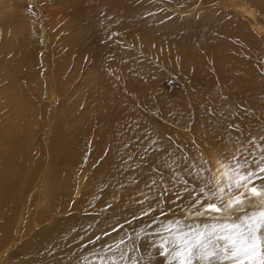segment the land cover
<instances>
[{
	"label": "bare ground",
	"instance_id": "obj_1",
	"mask_svg": "<svg viewBox=\"0 0 264 264\" xmlns=\"http://www.w3.org/2000/svg\"><path fill=\"white\" fill-rule=\"evenodd\" d=\"M55 1L0 0L1 55L24 49L17 70L45 75L46 85L36 87L42 99L47 85L56 84L55 73L46 77L47 62L70 60L72 46L78 52L100 47L95 55L103 57L100 45L123 33L147 65L120 63L127 76L121 87L132 97H114L112 76L92 82L91 95L97 89L92 101L100 93L106 100L91 103L77 122L74 141L67 146L51 141L53 151L41 174L40 164H29L23 146L10 136L0 164V264H158L161 235L169 234L163 227L176 219L172 212L181 219H202L192 216L196 209L178 210L189 203L183 189L198 190L208 179L223 187L231 173L221 161L234 163L233 156L245 149L264 155V0H83L86 17L91 11L100 17L60 43L48 34H65L71 17L39 3ZM193 1L204 7L184 15L200 21L177 25ZM32 2L38 8L35 31L32 21L24 27L17 14ZM154 25L165 35L149 37ZM170 25L177 29L168 35ZM4 68L15 77L12 64ZM165 68H177L184 87L179 96L168 97L159 87L155 78ZM15 96L18 91H11L14 119L42 123V113ZM150 108L185 128L183 135L190 132L192 140L180 146L168 142ZM262 206L264 197L246 204L249 210Z\"/></svg>",
	"mask_w": 264,
	"mask_h": 264
},
{
	"label": "rangeland",
	"instance_id": "obj_2",
	"mask_svg": "<svg viewBox=\"0 0 264 264\" xmlns=\"http://www.w3.org/2000/svg\"><path fill=\"white\" fill-rule=\"evenodd\" d=\"M193 2L188 3L191 6L190 10L192 11H184L185 13L180 12L184 18L177 19V25L180 24L179 22L185 24L193 21H200L196 19L197 17L184 15L189 12L192 13L194 10L198 12V9L204 7L202 2L199 3L198 1L197 3L196 1L195 3H197V5H195ZM39 3L47 6V8H58L60 9V15H67L68 19L71 17L68 20L71 27L64 32L65 34H62V32L60 35L48 34L51 39H55L57 37L56 39L59 43L63 41V36L67 34L74 36L78 29L89 28L90 25L94 24L100 17L95 15L92 11V14H88L86 17V13L83 10L85 7V2L83 0H56L51 4L41 2ZM35 4L36 3L32 2L29 6H24V8L21 7L17 12V14L19 13L18 18H20L21 21H24L21 22L23 23L22 25H24V27L28 25L25 22L28 21V23H31L32 21V25L34 24V31L38 30V24L36 22L38 8H36ZM175 7L180 9V7L177 5H175ZM164 20L168 24L172 23L171 17L168 15L164 17ZM35 25L37 27H35ZM262 25L264 26V21H262ZM175 29L177 28H174L170 25L166 28V32L168 35H170V33H175ZM164 35V29L157 28V25H154L152 30L149 32V37L153 38L156 36L162 37ZM149 39L150 38H148V40ZM2 40L3 39L0 41ZM100 46L103 50V57L95 55V51L97 50L98 52V48L100 47H92L86 51L78 52L75 47L72 46V53L71 57L69 58L70 60L67 59L66 62H62L60 60L57 61L56 64L53 62H47L46 77L52 76L55 73V83L58 87L55 84V86L52 88L50 87L49 89V86L51 85L49 83L47 85L48 87L45 88V91H48V93L46 96H43L42 99V96L36 92V87H43L44 83L46 85L45 75L38 74L32 76L31 74L18 71L17 69H19L18 65L20 56L22 57L24 49L22 50L19 48V51L12 53L9 51L7 55L3 56L1 54H3L4 51H2V44H0V164L4 156V151L10 145V136L13 135L18 139V143L23 146L25 154L27 153L26 160L29 162V164L33 165L35 162L40 164L38 167V174H41L49 155L52 154L50 149L53 151L51 141L54 140L55 143H58L60 146H67L69 142L74 141L78 137L77 122L82 117L87 115L91 103L106 100V96L100 93V95L92 101L91 96H93L97 91L96 88H93L94 92L91 95V85L94 80L99 81L100 78L105 75L112 76L114 80H111V83L115 85L116 88L114 92H112L114 97L116 95V97L121 96L122 94H125L129 97L134 96L132 93L126 92L125 87H121L120 80L122 78H126L127 76L125 74L124 68L120 67V63L125 61L128 64L138 68L143 63L144 65H147L145 55L138 48L129 45L124 40L123 33L113 36L107 41V43H104ZM141 47L144 48L146 46ZM149 49L152 52L153 47H150ZM5 63L12 64V66L16 69L13 70L15 77L13 76L12 78H9L6 75L8 69L4 68ZM37 69L38 72H40L42 71L43 67H39ZM37 69H35L34 72H37ZM51 72H53V74H51ZM177 72V68H165L164 72H161V74L157 75V78H155L161 90L165 92L168 97H176L184 92L182 80L180 77H178ZM57 77L60 79L59 82ZM42 90L44 91V89ZM11 91H18L19 96L15 97L20 103L33 106L35 113H42V123L33 125V123L30 122V119L24 117L14 119L13 110L15 106H13V103L9 101V95ZM54 93L55 95H53ZM18 101H16V103H18ZM167 107L165 109H167ZM150 110L152 112L151 114L154 115L152 118H155L156 122L160 123L159 126L164 125L165 128L159 130L166 137L168 142H175L178 146H180L183 144V141L192 140L190 132H187V134L183 135L185 128L183 129L182 126H178V123L175 121H169V119L164 118L163 115H161L162 113H159L156 109L150 108ZM49 113H51L53 116L51 114L50 115L52 117L49 116ZM49 119H53L54 124L50 125L49 121H46V124L44 125L43 122ZM55 122L57 126H55ZM88 134V137L91 139L93 130H88ZM221 162L222 164H226L223 161ZM205 163L206 167L209 164L207 170L210 172L212 163L208 160ZM28 173H31V171H28ZM79 197L80 193L77 192L74 196V199ZM181 208L182 207H180L178 210ZM176 212H172L171 215L179 218V214ZM192 219L194 218H189L185 222H190ZM196 220L199 221L198 219ZM165 258L166 257L160 255V253L155 254V259L158 264H168V261Z\"/></svg>",
	"mask_w": 264,
	"mask_h": 264
},
{
	"label": "snow or ice",
	"instance_id": "obj_3",
	"mask_svg": "<svg viewBox=\"0 0 264 264\" xmlns=\"http://www.w3.org/2000/svg\"><path fill=\"white\" fill-rule=\"evenodd\" d=\"M232 161L222 164L231 173L223 187L217 189L208 179L198 190L183 189L189 203L181 207L196 209L192 216L202 219L186 223L188 217L176 218L163 227L169 234L161 235L158 247L168 264H264V206L246 207L264 197V155L245 149ZM177 198L184 200L182 194Z\"/></svg>",
	"mask_w": 264,
	"mask_h": 264
}]
</instances>
